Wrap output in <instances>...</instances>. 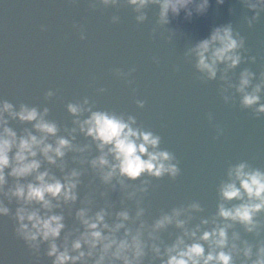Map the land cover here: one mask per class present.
I'll list each match as a JSON object with an SVG mask.
<instances>
[{
  "label": "clouds",
  "instance_id": "obj_1",
  "mask_svg": "<svg viewBox=\"0 0 264 264\" xmlns=\"http://www.w3.org/2000/svg\"><path fill=\"white\" fill-rule=\"evenodd\" d=\"M214 2L220 7L226 0ZM96 3L107 8L118 0ZM126 3L138 13L137 23L146 19L144 9L154 7L161 26L181 15L191 22L194 16H205L210 7V0ZM240 3L251 13L245 23L252 28L264 13V0ZM117 21L118 17L111 20ZM244 50L245 39L226 23L213 27L185 55L207 81L215 80L218 71L220 80L225 81L227 73L244 63ZM248 62L255 63L256 57H248ZM133 71L117 70L115 75L128 77ZM229 87H234L242 109L252 110L256 118L264 116V70L257 76L245 68L237 83ZM45 95L51 97L53 92ZM228 99L224 97L226 103ZM137 107L142 109L143 101H137ZM66 111L74 117V127L67 136H59L57 124L45 119L46 108L41 112L21 105L16 110L13 104L0 100V218L10 214L3 201H15L10 217L15 225L13 234L37 260L41 245H46L43 255L51 264H264V171L243 162L229 167L228 182L218 188L215 212L206 218L193 215L203 208L191 202L161 212L149 222L142 206L148 181L165 176L174 181L180 174L174 155L158 150L161 138L134 127L136 120L131 116L125 120L106 111H93L87 99L67 104ZM10 120L31 125V131L25 129L18 135L8 126ZM77 133L90 143H74ZM85 177H90L86 185ZM110 196L118 199L112 201ZM65 214L71 227L65 223ZM169 229L175 231L174 239Z\"/></svg>",
  "mask_w": 264,
  "mask_h": 264
}]
</instances>
